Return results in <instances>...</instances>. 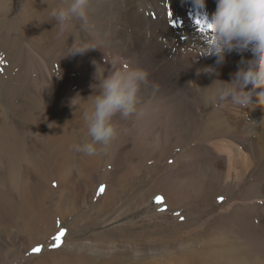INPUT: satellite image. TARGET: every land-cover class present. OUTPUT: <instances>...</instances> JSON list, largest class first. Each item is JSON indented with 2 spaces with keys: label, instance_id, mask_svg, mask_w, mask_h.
<instances>
[{
  "label": "rangeland",
  "instance_id": "rangeland-1",
  "mask_svg": "<svg viewBox=\"0 0 264 264\" xmlns=\"http://www.w3.org/2000/svg\"><path fill=\"white\" fill-rule=\"evenodd\" d=\"M219 1L0 0V124L25 140L0 150L11 221L21 227L30 209L8 165L50 188L39 207L48 236L0 224V264H181L209 238L264 264V0ZM214 114L234 139L205 136ZM57 125L63 149L49 136ZM232 157L245 162L238 177ZM84 158L96 160L87 171Z\"/></svg>",
  "mask_w": 264,
  "mask_h": 264
},
{
  "label": "bare ground",
  "instance_id": "bare-ground-1",
  "mask_svg": "<svg viewBox=\"0 0 264 264\" xmlns=\"http://www.w3.org/2000/svg\"><path fill=\"white\" fill-rule=\"evenodd\" d=\"M222 1V3L226 2L227 0H220ZM219 1V2H220ZM235 1V0H234ZM247 5V4H246ZM252 6V5H251ZM228 7V6H227ZM126 8V7H125ZM152 8V7H151ZM224 8V7H223ZM249 9V8H248ZM256 11L259 13L261 10H259V8H256ZM139 12V11H138ZM240 12V11H239ZM245 12V11H244ZM234 16V15H233ZM177 17V16H176ZM239 17V16H238ZM137 19V18H136ZM240 19V18H239ZM164 27V26H163ZM181 27V26H180ZM177 28V27H176ZM183 28V27H182ZM253 28V27H252ZM184 29L186 31H188V26L187 27H184ZM233 29V28H232ZM167 30V29H166ZM158 31V30H157ZM169 31V30H168ZM180 31V30H179ZM178 31V32H179ZM216 33V32H215ZM237 33V32H236ZM170 34V33H169ZM168 34V35H169ZM223 34V33H222ZM225 34V33H224ZM228 34V33H226ZM221 35V34H219ZM243 35V34H242ZM245 35V34H244ZM170 36V35H169ZM168 36V37H169ZM246 36V35H245ZM167 37V38H168ZM223 37V36H222ZM226 37V36H225ZM234 37V36H233ZM232 37V38H233ZM260 37V36H259ZM257 38V37H256ZM173 39V38H172ZM231 38H228L225 39V42L226 43H229V41ZM236 39V38H235ZM245 39V37H244ZM258 39V38H257ZM256 39V40H257ZM261 39V38H260ZM246 40V39H245ZM250 40V39H249ZM244 41V40H243ZM239 42V41H238ZM242 42V41H241ZM247 42V41H246ZM245 42V43H246ZM250 41H248L249 43ZM153 43V42H152ZM157 43V42H156ZM247 44H238V43H235V44H231V51H233L236 47H245V45L247 46ZM158 44V43H157ZM160 44V43H159ZM158 44V45H159ZM155 45V44H154ZM157 45V46H158ZM162 45V44H161ZM253 45L255 46V48L257 47L258 50L257 52L254 54L256 55L255 56V60H256V57H258V53H259V47L263 46V43L262 42H259V43H253ZM233 49V50H232ZM241 49V48H240ZM264 50V49H263ZM157 51V50H156ZM236 51V50H234ZM261 51V50H260ZM158 54L159 53H156L155 51H153L149 56L148 58L150 59V61H154L158 58ZM164 54V53H163ZM261 54V53H260ZM263 55V54H262ZM160 57V56H159ZM214 57V56H213ZM211 57V58H213ZM169 58V57H168ZM174 58V57H173ZM261 58V57H260ZM148 59V60H149ZM258 60V59H257ZM181 60H177L176 63H173V71H174V74L175 75H181V72L179 71V68L181 66ZM153 62V63H154ZM160 62V61H159ZM175 62V61H174ZM152 63V64H153ZM152 66V65H151ZM156 66V65H155ZM154 66V68H155ZM159 66V65H157ZM161 66V65H160ZM163 67V66H162ZM165 67V65H164ZM163 67V68H164ZM152 68V67H150ZM155 70V71H154ZM152 69L151 70V73L152 74H155V76H157V78L159 79H164L165 76H167L169 73V71H162V72H159V70H157V68L155 69ZM220 76V75H219ZM197 78V77H196ZM181 79V78H180ZM217 80H212L210 81V83L212 84H215L214 85H211V86H208V88L210 89V97L214 94L217 93L219 87H217L218 84H216ZM219 83V81H218ZM233 84V83H232ZM222 90V89H221ZM246 91V90H245ZM247 93V92H246ZM254 93V92H253ZM235 94V93H234ZM244 95V94H242ZM247 95V94H246ZM244 95V97L246 96ZM243 97V96H242ZM243 97V98H244ZM213 99V98H212ZM238 100V99H237ZM29 101H24V103H28ZM32 104V103H31ZM29 106V109H31V106H30V103L28 104ZM15 109V108H14ZM18 110V114L22 113V110ZM8 111V110H7ZM6 113V112H4ZM8 113V112H7ZM25 113V111H24ZM262 116L263 114L260 113ZM215 115V114H214ZM7 116V115H6ZM217 115L215 116H212L208 119V122L206 124V128H205V136H207L208 139L214 137L215 135L217 136H220V135H224V134H229L232 139H234L235 137V132L232 131L230 125H227L225 122H221L220 120H218L216 118ZM38 118V117H37ZM5 123H1L0 124V134L2 135L4 133L3 136L0 135V138L1 140L5 141V144L3 146L0 145V150H9V151H12L16 146H18L19 144H25V140L21 139V143L20 142V135H19V132L16 133V125L14 126L13 122L10 121L9 123L7 122L8 120L3 118L2 119ZM220 121V122H218ZM264 124V119L261 120ZM7 125V128H5V130H3L1 128V126H6ZM65 126V125H64ZM90 126V125H89ZM92 126V125H91ZM50 133L49 136H51V140L54 141L55 143V146L56 148H60V149H63L66 144L68 143V141H63V140H60V135L61 134H66V130L64 131V129L60 126V125H57V127H53ZM244 130V129H243ZM71 134V133H70ZM259 135V134H258ZM69 136V135H68ZM225 136V135H224ZM94 137V135H93ZM258 137V136H257ZM261 137V136H260ZM70 138V136H69ZM216 138V137H215ZM262 139V138H261ZM209 141V140H208ZM213 141V140H212ZM235 142V140H234ZM259 142V141H258ZM233 143V141H232ZM230 144V142H229ZM77 146V145H76ZM211 146V145H210ZM40 147V146H39ZM84 148L86 146H83ZM34 149V148H33ZM33 149H31L27 156L25 158H31L33 156L32 154V151ZM75 148H73L74 150ZM86 149V148H85ZM218 149V148H217ZM36 150V149H35ZM224 150V149H223ZM66 151V149H65ZM70 151V149H69ZM90 149L87 150V154H90ZM237 153H240V152H237ZM65 157L69 158L68 154H64ZM90 156V155H89ZM89 156L87 158H89ZM4 157V156H3ZM87 158H84V159H81V165L83 167V169H85V171H87L90 166H92L93 164V161L94 159H87ZM233 158V157H232ZM2 159V158H1ZM234 159V158H233ZM232 159V160H233ZM98 160V159H97ZM1 161V160H0ZM38 161V164H41L42 163V160H37ZM96 161V160H95ZM94 161V162H95ZM248 161V160H247ZM48 162V161H47ZM80 162V161H79ZM234 167H232V170L233 168H240L241 171L243 170V165H244V160L242 158H235L233 161H232ZM231 164V162H229ZM1 166V165H0ZM42 166V165H41ZM41 166L37 167L35 170L37 171H41ZM230 166V165H229ZM229 166L227 167V171H226V178H229L232 174L231 172V168H229ZM9 170L8 173H11V175L13 174V177L10 179L11 180V185L14 186V191L15 193L17 194L18 196V199H19V202H21V208H24V207H28L30 209V211L28 212V214L30 213L29 217L27 218V221L26 222H22L21 223V227H18L17 223H13L11 221V217H12V214L10 213L11 211L10 210H13V209H10L11 205H14L12 204L13 201H15V204L16 203V200H11L8 199V198H4V197H0V206L4 207V210L0 213V224H8L11 225L16 229L17 227V231H21V232H25L26 234H29L31 236H34L36 237L37 241L41 240V238H46L49 234V231L47 230L46 232L44 230H46V227L47 225L44 224L42 221H41V218L40 216L43 215V211L41 212L40 208H42V201L45 197V195L43 194H40V193H43V189H46L48 192L50 191V188L49 186H47V183H48V179L45 180V179H42L40 178L39 173L37 174H33V175H29L28 172L26 171V169H23L22 166H15L14 170L11 169V167L8 165L7 166ZM27 167V166H26ZM72 167V166H71ZM4 171V170H2ZM43 171V170H42ZM46 172V171H45ZM236 177L239 176V173L238 171H234L233 170ZM3 173V172H2ZM35 175H36V179H35ZM11 177V176H10ZM58 179L60 180V184H64V179L63 177H61L59 174L57 175ZM1 181V179H0ZM73 182V181H72ZM59 183V182H58ZM67 183V182H66ZM65 183V184H66ZM68 186L71 188L72 192H75L76 189L74 188V186L72 185V183L68 182ZM1 184V183H0ZM2 184H5L4 182ZM21 184V187L20 185ZM87 188V187H86ZM84 187V190L86 189ZM81 192L83 191V188H80ZM39 193L38 195L36 194ZM47 192V193H48ZM84 192V191H83ZM5 193V192H4ZM46 193V192H45ZM86 193V192H85ZM84 193V194H85ZM80 193H75L74 196L76 195H79ZM83 194V193H82ZM83 194V195H84ZM73 195V194H72ZM11 196V195H10ZM72 196V198L74 197ZM78 197V196H77ZM80 197V196H79ZM78 197V198H79ZM90 197V196H89ZM81 200V199H80ZM23 201V202H22ZM84 202V201H83ZM70 204H68L65 208V211L67 214H72L74 211V202H69ZM56 206V205H55ZM98 207V206H97ZM100 207V206H99ZM98 207V208H99ZM15 208V207H14ZM17 209V208H16ZM14 209V210H16ZM27 209V208H26ZM57 209V208H56ZM52 213V212H51ZM56 215L58 214L55 213ZM54 214V215H55ZM52 217V216H51ZM21 218V217H20ZM26 218V217H25ZM11 222V223H10ZM19 223V222H18ZM67 223V222H65ZM63 223V224H65ZM6 224V225H7ZM35 225L37 228L41 229L42 232L34 235V230L32 228V226ZM68 225V224H67ZM2 229V228H1ZM0 229V230H1ZM210 238L208 240V243L207 244H204V246L199 250V251H195L194 253H191L189 255L187 254H183L181 255L180 259L178 262H180L181 264H246L245 263V260L248 258L249 260H251L252 263H247V264H262V262L258 259V256H256L255 254H253V251L248 249V248H237L236 246L233 245V243H230L226 246H224L222 243H214V242H210ZM206 243V242H205ZM5 246V245H4ZM24 249V247H23ZM1 252V251H0ZM7 254V253H6ZM192 257H189L191 256ZM36 263V262H35ZM157 264V263H155Z\"/></svg>",
  "mask_w": 264,
  "mask_h": 264
}]
</instances>
